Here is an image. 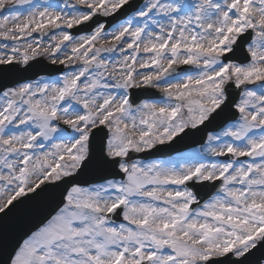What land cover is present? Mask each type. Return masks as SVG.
Here are the masks:
<instances>
[{
    "label": "rangeland",
    "instance_id": "rangeland-1",
    "mask_svg": "<svg viewBox=\"0 0 264 264\" xmlns=\"http://www.w3.org/2000/svg\"><path fill=\"white\" fill-rule=\"evenodd\" d=\"M125 1L0 0V63L23 66L41 56L67 68L57 81L42 78L20 87L27 94L18 105L11 93L0 96V209L73 172L86 154L88 132L100 122H110L106 154L118 158L125 174L123 181L70 189L59 214L25 241L11 264H111L117 257L120 264L145 259L199 264L194 260L206 262L218 252L241 256L255 243L248 242L251 234L264 228V0H145L136 14L108 31L98 27L70 36V25L94 13L110 14ZM247 28L255 35L247 48L251 60L243 66L220 64V53ZM37 30L49 36L34 38ZM100 47L108 53L88 73L84 62ZM191 62L203 66L171 79L163 74ZM227 80L245 89L236 104L238 122L208 136L198 150L153 164L134 158L136 152L169 143L181 128L200 124L223 101ZM142 85L165 94L131 114L126 89ZM6 116H11L8 132ZM54 119L73 127L72 135L55 144L50 136L65 132L51 124ZM38 133L43 150L27 157L18 151ZM75 153V162L70 161ZM224 153L248 157L223 163ZM192 174L197 181L224 183L210 203L190 214L193 196L179 187ZM121 203H128L126 223L112 227L104 213Z\"/></svg>",
    "mask_w": 264,
    "mask_h": 264
},
{
    "label": "water",
    "instance_id": "water-1",
    "mask_svg": "<svg viewBox=\"0 0 264 264\" xmlns=\"http://www.w3.org/2000/svg\"><path fill=\"white\" fill-rule=\"evenodd\" d=\"M139 2H131L125 5L116 15L105 19L106 22H108V27L113 22L123 19L128 13L135 10ZM104 19L99 20H93L89 26L86 28V30H77L74 33L79 34L84 31H90L92 28H94L100 21H105ZM73 32V31H72ZM249 40V36L242 37L234 46V52L231 55H237L243 50V46L247 43ZM228 60L243 63L246 60L240 59L239 57H232L228 56ZM39 63L38 61H34L31 63L27 68L25 69H18L16 65H10V66H0V92L4 90L7 87L13 86L17 83L23 82L25 80H31L36 78L37 76L41 74H56L59 71H47V69L44 68H38L36 65ZM36 66V67H34ZM192 67H181V68H173L172 70L167 72L168 76H173L175 74H182L186 73L189 70H191ZM151 89H141L139 91H131V98H135L137 100L136 103L132 104L134 106L138 103L139 100L145 97L149 98H156L159 97L161 94H151ZM147 92V93H146ZM154 92V91H153ZM229 92V91H228ZM149 93V94H148ZM229 96L231 92L228 93ZM231 106V103L229 101L226 103V105H223L222 108L225 110H228ZM222 113H218L216 115H212L211 119H209L205 124L194 131L195 133H199L201 136V140L197 143L195 142L194 145H197L202 142V139L205 137V135L217 128H219L222 123L226 120ZM186 133H190L187 131ZM105 138V134L100 136V142H99V151L95 158V160L98 161L99 164L107 165L108 171L96 178H91L90 176L82 177L81 172L84 171L86 173L89 172V166L90 162L92 160V155L90 154L88 159L83 163L82 168L79 171V174L75 177H71L69 179H66L62 181L60 184L62 187V192L58 193L59 196L58 202L53 206L52 203H49L46 201H41L40 199L32 198L30 201L25 202V200L22 201V203L15 204L11 209H9L6 213L0 216V264H8V261L11 257V255L14 253L16 248L19 246L20 242L28 236V234L37 228L38 226L42 225L49 217L62 205V198L64 193L67 191V189L74 185H88L93 182H98L105 180L107 178H117L119 177V174L116 171V160L111 161H105L102 157V150H103V141ZM190 186V185H189ZM204 188L205 193L201 198V200H204L206 197L210 196L213 192L217 191L219 187V182L214 185H208L206 183H202L200 185H192V188L194 190V193L200 194L198 191V188ZM196 193V194H197ZM257 250L262 252L260 255H257L255 259H252L244 264H259L262 260H264V240L262 243L259 244Z\"/></svg>",
    "mask_w": 264,
    "mask_h": 264
}]
</instances>
